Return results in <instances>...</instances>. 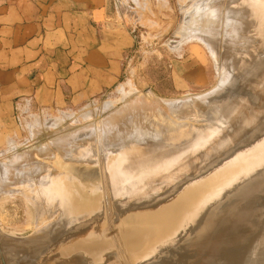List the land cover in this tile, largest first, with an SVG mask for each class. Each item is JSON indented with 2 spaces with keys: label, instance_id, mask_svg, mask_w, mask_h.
I'll return each mask as SVG.
<instances>
[{
  "label": "rangeland",
  "instance_id": "1",
  "mask_svg": "<svg viewBox=\"0 0 264 264\" xmlns=\"http://www.w3.org/2000/svg\"><path fill=\"white\" fill-rule=\"evenodd\" d=\"M248 2L255 3L262 9L249 11V14H242L241 18L243 19L250 14L257 17L262 14L261 18L264 24L262 5L264 0H111V10L115 21L109 23L117 27L114 30L116 39L113 47L118 50L117 72L113 82L106 84L96 96L85 100L65 95V99L60 103L48 105L45 101L43 107L29 101L16 103L11 112L4 111L1 113L0 169L14 162L18 152L34 148L36 151L39 149L38 147L49 142L55 134L67 130H79L94 123L95 125L97 123L96 127L99 128L98 125L100 124L98 123H101V118H103L102 120L106 119L113 110L122 108L134 101L137 105L139 103V106L146 108L143 109L146 110L144 112L151 114L150 116H155L152 118L161 117V123H165L168 116V124L165 123L167 127H163L162 130L147 128V134L150 137L137 134L128 137L125 141L120 142V144L125 143L123 145L125 150L131 147L143 148L140 151L141 155L155 157L159 147L163 149L172 146L181 148L192 144L195 147L197 157L200 154H202L201 157L207 155L206 145L202 146L199 142L200 137L206 138L207 144H209L225 133L222 125L224 121L221 120L225 117L229 102L246 92L252 74L256 75L259 72L253 71L255 73H251V71L264 63V33L260 35L259 33L247 32L246 36L232 38L226 32L224 20L229 21V16L226 15L234 14ZM200 9H202L201 12ZM195 10L198 12H194ZM215 12L218 14L216 15ZM225 12L227 13L222 15ZM230 17L232 18L230 20H235V17ZM220 25L225 26V30ZM102 32V36L110 37L111 32L104 30ZM237 45L242 46L240 51L237 52L236 50L237 59L230 66L228 57ZM253 62L256 64L251 66ZM222 79L225 81H223L224 83H221ZM186 99L197 101L182 106L184 108L182 111L178 110L180 108L176 107L178 105H175L178 112L172 111L170 107L162 106L160 107L161 113H159V108L154 107V104L156 106L159 101L172 100L176 103H183ZM164 117L166 118L164 119ZM61 127L63 128L60 129ZM214 130L218 132L214 133ZM104 136L105 134L102 133L101 139H104ZM76 140V142L74 141L76 144L83 141L82 138ZM91 142L90 139L84 138V141L81 142L83 144L80 143V146L85 145L87 151L84 152L83 157H76L82 163H100V159L103 160L108 157L104 154L98 156L96 145ZM113 142L118 141L114 139ZM168 151L163 150L162 154H167ZM164 162L173 163L172 159L169 158H164ZM174 162L177 163V161ZM195 166L196 164L191 167L194 168ZM178 173L180 175L182 172L178 170ZM29 175L24 177L23 184L21 183L0 195V231L6 234L5 237L0 238V264H5L8 259L17 256L12 250L22 253L21 256H25V258L32 260L44 258L41 260L42 262L46 259L50 263L55 256L52 259L51 257L58 253L55 251L57 249L53 247L47 248L49 245L60 247L76 245V248L83 246L82 243H72L68 238L74 233L70 227L71 224L75 219L76 221L79 219L81 213L77 217L73 215V217H69V215L64 214V218L61 210L53 204L48 202L46 205L42 204L41 210H39V206L35 203L39 200L33 191L38 193L42 189H46L44 195L49 193L52 195V191L58 188L52 179L53 171L33 175L30 172ZM40 175H46L48 182H43L44 179L39 177ZM30 178L31 180H28ZM190 181L189 176L184 175L180 186L188 185ZM260 189H264L263 180L258 188L249 192L238 203L234 202L235 206L232 207L234 214L239 208H243V206L246 208L250 205V210L244 213L245 215L241 219V223L245 226V235L241 243L245 245L244 250L247 249L248 241L264 226V206L262 205L264 204V195H262L264 192L256 193ZM119 206L121 208V204ZM226 210L224 208L223 214L219 217L223 218L224 215V217H230ZM37 216H40L39 220ZM50 223H54V228L48 237H29L31 233L39 231L43 226ZM82 226L76 225V230L83 229ZM67 230L69 233L65 234ZM230 231L231 236H233L232 233L236 234L235 229ZM8 234L15 235L7 236ZM60 235L63 236L59 242ZM94 239H97V236L90 238V240ZM192 239L188 237L178 242L179 244L168 246L166 251L163 250L154 258L155 260L153 259L154 261H150L148 264H179L181 261L188 264L190 254L193 253L198 256L201 253L202 256L204 251L199 247L191 246L193 244ZM13 243L17 245L18 249L12 246ZM235 243L236 241H233L231 244L225 245L222 255L239 250L236 248L237 243ZM36 247L41 249L42 254L34 259L30 249ZM97 248L103 251V247L97 246ZM153 257L154 255H150L149 259ZM175 261L177 262L175 263ZM184 263L181 262L180 264Z\"/></svg>",
  "mask_w": 264,
  "mask_h": 264
},
{
  "label": "bare ground",
  "instance_id": "2",
  "mask_svg": "<svg viewBox=\"0 0 264 264\" xmlns=\"http://www.w3.org/2000/svg\"><path fill=\"white\" fill-rule=\"evenodd\" d=\"M262 5L264 9V3ZM259 7L255 3L248 2L242 8H239L240 10H234V14H227L226 16H229V21L224 20V22H226V32L229 36L232 38L241 37L242 35L246 36L245 34L247 32H252L254 34L259 33L262 35V33H264V24L261 18L262 14L258 17L250 14L243 18L244 20L241 18L242 14H249V11L253 12L254 9H262ZM201 10L202 9H200V12ZM194 12L198 11L195 10ZM226 13L227 12L222 13V15ZM215 14L217 15L218 13L215 12ZM230 16L235 17V20H230L232 19ZM221 27L225 30L223 26ZM218 30L222 31L220 29ZM224 34L226 33L224 32ZM241 46L242 45H237L235 50L231 51V55L228 57V64H230V66L231 63H234L235 59H237L236 50L237 52L240 51ZM240 59L241 56L239 60ZM254 64L256 63L253 62L251 66H254ZM253 71L259 72L256 73V75L252 74L246 92L243 93L242 96L233 98L227 106L225 117L221 120L222 122L224 121L222 125L223 132L225 133L221 135L219 139L209 144H207L208 141H206V138L200 137V144L202 146L206 145L205 148H207L206 153L208 154L205 156L201 157L202 154H200L199 157H197L195 147L192 146V144L181 148L172 146L163 149L159 147L155 157L141 155L140 151H142L143 148L131 147L125 150L123 146L125 143L120 144V142L125 141L128 137H133L136 134L142 135L143 137H150V135L147 134V128L162 130L163 127H167L165 123H167L168 116L166 122H163V124L160 122L161 117L157 119L152 118L155 116H150L151 114L144 112L146 111L143 110L145 107L139 106V103L137 105L134 101L130 104H125L126 106L122 108L113 110L110 112V115L108 114L109 116L106 117V119L104 118V120H102L103 118H101V123H98L100 124L98 125L99 128L96 127L97 123L96 125L94 123L79 130H67L53 135L49 142L38 147L39 149H36V151L34 148L18 152L14 158V162L0 169V195L21 183L23 184L25 180L24 177L30 176V172L31 175H33L36 173L53 171L52 179L58 188L52 191V195H50V193L44 195L46 189H42V191L38 193L33 191V194L39 200V202L35 201V203L39 206V210H41L40 206L42 204L46 205L47 202L53 204L61 210V214L64 218V214L69 215V217L72 215L77 217L78 214L81 213L79 219H77V221L75 219L70 227L74 231L72 235L78 236L82 233H86V235L83 236V238H74L75 240H70L72 243H82L83 246L80 248H76V245L68 247L49 245L47 248L53 247L57 249L55 250L57 253H61L64 256L74 250H82L85 252L89 250L90 252L92 251L93 261L98 263L102 261L100 258L102 252L98 253L100 249L97 248V246L103 247V249L113 246L111 245L113 244L112 242H105L102 239L101 232L98 231L101 221L103 223L102 225H104L107 223L106 220L114 216L116 219L118 218L117 221L114 220V222L123 223L120 216L125 213L137 211V216L150 219L151 221L149 223L139 221L137 224H133L130 227H119L121 237L126 242L127 250L132 252L135 258L137 253L154 241L153 238L157 239L158 237H162V218H158L160 217L159 214H147L142 211L151 207L150 205L161 202L163 197L167 195L172 196L174 193H177L178 189L185 187V185L180 186L184 175L189 176L191 181L188 184H191L205 173L206 167L208 170L214 167L216 162L217 164L223 163L240 152L239 156H242L245 148L255 143V139L264 135V63L259 68L256 67L253 69L251 73H255ZM226 77H224V79ZM223 81L222 79L221 83L225 82ZM196 101L197 100L186 99L183 103H176L172 100H164L159 101L156 106L154 104V107L159 108V113H161L160 107L162 106H166L167 108L170 107L172 111L178 112L176 111L177 108H175V105H178L176 107H180L178 110L182 111V109H184L182 106L193 104ZM165 118L166 117H164V119ZM62 128L63 127L60 129ZM138 130L140 131L138 132ZM251 130L252 132H250ZM216 132L218 131L214 130V133ZM249 132L252 133V136L241 141ZM102 133L105 134L104 139H101ZM78 138H82L83 141L84 138L90 139L92 141L91 143H95L96 145L98 156L99 154H104L108 157L103 160L100 159V163L95 162L93 163L94 165L88 162L82 163L80 160H77L78 158L76 157H83L86 151L85 145L80 146V143L83 141L77 144L75 143ZM114 139H117L118 142H113ZM163 150L170 151H168L169 153L167 154H162ZM93 157L96 156L93 155ZM164 158L172 159L173 163H165ZM212 158L213 160H211ZM174 161H177V163ZM194 164H196V166L192 168L191 166ZM243 165L244 168H247L245 175L241 174L233 178V181L227 185L228 189L220 192V194L213 193L217 196L210 197L209 201L208 198H206L203 206L196 208L191 215L192 219L194 218L197 220L199 218L193 224L194 226H190L191 230L192 227H194V230H192L193 244H191V246L194 248L199 247L200 249H204V251L202 256L201 253L198 254V256L197 254H190L188 259L190 262L188 264H224L225 260H227L226 257L235 258L233 264H264V226L250 239V241H248L246 245L247 249L244 250L245 245L241 243L245 235V226L241 223V219L245 215L244 213L250 210V205L246 208L244 206L243 208H239L234 214L232 211V209H234L232 207L235 206L234 202L238 203V201L244 199L249 192H253V190L259 187L262 180L264 181V152L249 157L247 161L238 163L237 166H235V164L232 165V163H229L227 166H230V169L233 168L232 170L235 171L242 168ZM178 170L182 172L180 175ZM46 175L39 176L44 179L43 182H48ZM28 180H31V178ZM261 191L264 192V189H260L256 193H260ZM120 204L121 208L119 206ZM258 205L260 206L259 203ZM262 205L264 206V204ZM224 208L227 209L226 212L230 217H224L225 215L222 216L223 218L219 217L223 214L222 210ZM212 209L213 211H211ZM161 212L162 211L159 213ZM153 218H155L154 221L152 220ZM37 219L39 220L40 216H37ZM197 222L198 224L196 225ZM243 223L246 224L245 222ZM112 224L113 223H111V225ZM179 224L181 225L180 228H183L185 225L181 224V222L178 223V225ZM76 225H83L82 227L84 228L78 231L76 230ZM91 226L95 227L91 228ZM89 227L90 231L86 230ZM227 227L228 229L229 227L230 229H235L236 234L232 233L233 236L230 237V234L226 231L228 230ZM53 228L54 223L47 224L39 231L31 233L29 237H48ZM102 231L104 232V230ZM98 233H100V235H97ZM5 235L4 232L0 231V238L5 237ZM14 235L15 234H8L7 236ZM93 236H97V239L90 240ZM233 241H236L237 244H235L238 246L239 250L227 252L225 255H222L223 247L227 244H231ZM12 246L18 249L15 243H13ZM12 251H14L15 254H11H17L16 257L22 255V253H18L16 250ZM30 251H32L31 255L34 256V259L42 254L41 249L37 247L30 249ZM16 257H12V259H8V261L10 260L11 264H36L39 261L42 262L40 259L32 260L30 258H25V256H21L20 258ZM112 258H110V260ZM177 261H175V263ZM102 262H105V260ZM181 262L184 263L183 261ZM181 262H179V264Z\"/></svg>",
  "mask_w": 264,
  "mask_h": 264
},
{
  "label": "crops",
  "instance_id": "3",
  "mask_svg": "<svg viewBox=\"0 0 264 264\" xmlns=\"http://www.w3.org/2000/svg\"><path fill=\"white\" fill-rule=\"evenodd\" d=\"M111 9V0H0V114L28 101L85 100L113 82Z\"/></svg>",
  "mask_w": 264,
  "mask_h": 264
},
{
  "label": "water",
  "instance_id": "4",
  "mask_svg": "<svg viewBox=\"0 0 264 264\" xmlns=\"http://www.w3.org/2000/svg\"><path fill=\"white\" fill-rule=\"evenodd\" d=\"M251 136L252 133L246 136L244 140ZM254 142L255 143H253L249 147H244L245 151L242 156H239V154L241 153L240 152L234 157H231L223 163L219 164H217L216 160L214 167H209L210 169L208 170L206 167L205 173L200 176V178L194 180L191 184H186L187 186L185 185V187H183L182 189H178L177 193H174L172 196L167 195L166 197L162 198L161 202L150 205L151 207H149L145 211H142L146 212L147 214H159L160 217L158 218H162V237H158L157 239L153 238L154 241L150 245L146 246L145 249L137 253L135 258L133 257V253L127 250L128 248H126V242L121 237L119 227H130L133 224H137V222L139 221L143 223H149L151 221L150 219H144L141 216H137V211L125 213L124 215L120 216L121 221L123 223L114 222V220L117 221L118 219H116L114 216H111V218L106 220L107 223L104 225H102L103 223L101 221V225H99L100 227L98 231L101 232L102 230H104V232H101L102 239L105 242L113 243L111 244L113 245L111 246V248H104L103 251L101 249L98 251V253L102 252L101 259L102 261L105 260V262L100 261L98 263H95L93 261V255L91 254L92 251L90 252L88 250V252H85L82 250H74L71 253H67V255L65 256L61 253L53 255L51 259L54 256L55 257L50 263H48V261H39L36 264H144V262H146L145 264L150 263V261L156 258V256L160 254L163 250L166 251L169 245L177 244L181 240H185L188 237L192 238V230H194V227H192L191 230L190 226H194L193 224L199 219L198 218L196 220L194 218H191V215L194 213L195 209L198 207L200 208V206H203L206 198H208L209 201L210 197L212 198L214 196H217L213 193L220 194V192H223L228 189L227 185L233 181V178L241 174H246L247 168H244V165L242 166V168L237 169L235 171L232 170L233 168L230 169L231 165H227L229 163H232V165L235 164V166H237L238 163L247 161L249 157L264 152V135L255 139ZM160 211L162 212L159 213ZM154 219L155 218H153L152 220L154 221ZM180 222L181 224L185 222V225L183 224L184 227L182 225L183 228H180V224L178 225V223ZM111 223L113 224L111 225ZM197 224L198 222L196 223V225ZM92 227L95 226H91V228ZM229 229L226 231H228V234H230L231 237V229ZM86 230L90 231V227ZM68 231L69 230H67V232L65 231V234L69 233ZM85 235L86 233L79 234L78 236L69 235L68 238H72L70 240H75L76 238H83V236ZM61 236L63 235L59 236V242L62 240ZM236 248H238V246ZM150 255H154V257L149 259ZM110 258L112 259L110 260ZM226 259L227 260H225L224 264H233L232 262L233 260H235V258L233 257H226ZM5 264H11L10 260H7Z\"/></svg>",
  "mask_w": 264,
  "mask_h": 264
}]
</instances>
